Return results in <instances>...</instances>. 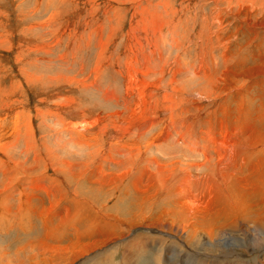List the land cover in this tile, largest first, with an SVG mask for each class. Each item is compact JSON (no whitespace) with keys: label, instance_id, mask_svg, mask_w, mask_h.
<instances>
[{"label":"rangeland","instance_id":"374dc122","mask_svg":"<svg viewBox=\"0 0 264 264\" xmlns=\"http://www.w3.org/2000/svg\"><path fill=\"white\" fill-rule=\"evenodd\" d=\"M123 1H127V3H123L122 0H0V149L2 148L0 150V164L3 163L0 165V179L2 177V180L7 183V190L2 191L5 183L1 184L0 182V199L6 195L11 196V194L12 197L18 196L21 193L20 189L21 191L23 189L33 195L32 203H34L36 207L48 208L51 200L48 194L50 195L52 193V195H54V192H56L59 196L65 195L70 197L73 195L81 197L82 193V196H84L86 192L89 191V188L87 186L83 188L80 185L81 187L79 186L74 189L72 182H66L63 177L65 175L57 169L60 167L62 160H75V162L78 163L76 167L78 169H81V164L83 163V165L87 164L89 169H94L100 162L102 169L105 172H110L111 166L109 163H101L103 157L106 156L105 154L101 158L100 154L93 157V152L106 143L105 139L100 141V133L98 132L103 126L97 128V130L93 132V140L90 144L94 143L96 145L95 149L92 146L78 145L69 139L72 138L69 132H66L68 137L63 135L65 127L58 123L59 119L54 117L53 109L55 107L57 108L59 104H66L67 99H76L77 101H75L74 107L83 104V111L87 114H96L101 110V112H104L110 119L118 115L115 111H119V108L114 101L110 106L106 105L104 108H100L101 102L99 95H93L96 98L89 96L90 92L81 89V87H77L74 83L72 84L73 90L69 91L68 88L62 85V78H75V81L88 78L89 81L96 75L95 71L104 70L106 72L103 75L101 74L102 81L98 82V84L103 86L107 85V82L114 84L115 81L113 77H111V72H114L117 67H106V63H108L106 60H109V63H111L112 57L114 60L117 58L120 60L125 59L126 56L124 55L123 46L127 41L130 42L125 36H127L129 30L132 13L136 10L135 8H137L135 6L139 5V8L146 6L150 13L151 10L153 13V9H157L160 15L164 14L173 17L171 24L174 28L173 33L168 32L167 27H165L161 33L167 41L164 42L157 34L150 35L159 45L157 50L159 53L163 48H166L165 55L169 53L170 57H174L177 53V45H182L183 47L180 46L181 48L179 51L182 56L186 55V57H188L198 52L197 47L200 49L202 48V51H206L207 53L200 54L199 52L198 55L208 56L207 66L210 73H212L215 68L213 58H217L224 49H227L226 47H228L226 52L228 55H231L237 49L246 52V56L249 57L247 59L253 60V63L249 64V66H257L259 61L264 60V0H138L133 3L128 0ZM158 2L162 4L156 8ZM163 3L165 4L163 5ZM146 14L148 16L150 15L148 12H146ZM119 15L121 19L118 21L116 16L119 17ZM123 17L124 24L121 23ZM109 26H111L110 29L108 28ZM201 31L202 33H200ZM69 33L72 36L68 40L65 36ZM171 35L176 37V39L171 38ZM228 35H230V37H228ZM99 38L103 40L104 44L102 43L100 45L96 42ZM228 38L230 39L227 40ZM57 41L58 43H56ZM221 41L225 47L222 46ZM223 41L226 43L224 42V44ZM89 45L92 47L90 48ZM104 46L106 49L104 48L102 57L105 60L102 66L97 63V61L102 51L100 47L103 48ZM48 49H50V51ZM63 54L75 60L70 62V59L67 58L64 63ZM72 54H74V57H72ZM129 54L130 53H128V55ZM58 55H62L63 59L59 58ZM56 57L59 59H56ZM247 59L245 61H247ZM127 60L128 58L123 64L129 78ZM188 61H191V58H189ZM188 61L186 60V62H183V65L185 66ZM60 62H62V64ZM255 63L258 64L255 65ZM80 64L85 65V72L82 75H77ZM67 67L69 70H67ZM102 67L103 69H101ZM139 67L141 66L139 65ZM221 69L224 71L225 66H222ZM232 69L236 70L237 73L240 72L241 76L228 75L223 78V80L227 82V86H229V98L231 97V99L233 98L235 101L244 100L251 91V81H260L264 78V75L259 76L257 79L252 77L246 80V78H242L244 69L241 67V63L232 65ZM156 71L157 68L155 69V72ZM253 72L254 71H252L250 75H253ZM201 74L202 72L192 79L191 76L186 75L183 71L176 74L175 78L178 87H183L189 92L200 88L202 83ZM157 76L158 75L147 80L153 81L152 79ZM169 76L168 74L166 82ZM222 76L223 75H221V77ZM53 77H56L59 83H52L51 80H49ZM132 80L138 84L137 77L133 76ZM239 80H245L248 82V86H245L243 90L240 89ZM47 81L51 84H48ZM178 81L181 82L179 83ZM216 81L217 80H212V83H214L209 91V93H212V97L206 99L207 101H203L202 97L195 93V96H198L196 98L200 101L201 109L199 111H191L182 121L178 122L177 131L184 132V124H192L194 131H197L201 125L205 127V125L201 123V120L207 115L214 121L216 127H219L220 121H218L213 114L224 113L225 115V110L229 106L224 105L221 99L222 96L213 97V94L217 95L218 92ZM221 82L225 83L224 81ZM163 85L164 83H162V86ZM214 85L216 86L214 87ZM164 86L165 89H172L173 87L170 86L169 82L165 83ZM124 88L125 85L121 84V98L127 100L128 96L124 93ZM252 88L254 89L252 94L256 93V87L253 84ZM116 92L119 94V90ZM214 98H219L221 100H215ZM179 99L180 97L177 96L176 101L178 102ZM182 99L183 98H181V101ZM160 100L164 102V98ZM254 100V102H251L250 109L245 115L249 117L253 116L257 120L258 111L255 112L254 107H257L259 99L255 97ZM152 101L154 109L148 114L149 119L147 121V124L150 126L157 124L159 120L155 115L157 100L153 97ZM260 109L262 112H259V114L264 115V104H262ZM69 113L70 111H68V114ZM68 114L66 118L70 121ZM226 120V125L229 126H231L232 123V125L240 124L241 126L243 124L242 119L232 121ZM109 129L114 130L113 128ZM208 134H215V130L209 129ZM170 138L174 146H176L178 142H181L188 150L186 142L182 141L178 136H171ZM110 139H112L111 136ZM98 141H100L99 144ZM211 147L212 145L208 143L205 149L206 155L201 156L199 158L200 161H202L204 157L207 159L211 157ZM152 148L155 149L153 146ZM129 151L130 148H127L126 153L128 154ZM242 154L243 152H241V155ZM172 155L177 156L178 154L173 152ZM122 158L123 157H121V159ZM140 158L133 161V164L138 165L146 160L144 156ZM176 159L180 158H173L171 160L175 161ZM168 163L172 164L171 161ZM203 167L207 169L206 175L209 176L211 167L207 163ZM55 173L57 174L55 175ZM126 180L123 178L117 177L115 179L111 177L106 186L99 187V191L96 194L98 196L96 202L100 205L102 202L105 203L107 201L106 208L100 207V210L101 212L107 210L108 213L102 216L99 215L100 217L107 218L106 222L102 220L97 221L96 217H94L93 220L95 225L91 227L90 223L88 224L85 219H88L90 213H92L90 218L93 217L96 213V211H94L95 209L84 210L83 207L80 213L78 211L75 212L77 216L84 215L83 217L85 219L83 224L85 223V225L88 226L86 233L90 230L98 231L97 222H99L100 226L106 231L107 236L104 232V236L93 235L95 237L92 236L91 238L94 243L91 250L88 254H85L83 258L77 256V258L74 259V264H102L103 262L110 264H159V257L165 258V261L161 264H215L217 260L216 257L220 256H222L224 261L222 264H236L238 262V258L227 256L224 251L222 252L221 246L211 248L208 245H202L201 241L206 240V235H203V232L199 233L201 241L196 242V240L193 239L186 242L185 236L182 237L181 234H175L166 224L162 226L164 222L177 221L172 220L166 213L158 212L161 208L158 207L157 204L165 201V192H162L159 186L158 194H155L152 200L149 201H153L152 207L147 206L145 202L143 204L144 206L135 205L133 204L136 197L134 192L129 190L124 194ZM16 190L20 193H11V191L14 192ZM105 191L109 192L108 198ZM38 194V197L45 203L42 202L41 204L40 201L36 199L34 201V197ZM119 198L124 202L119 203L117 201ZM59 203L63 202L61 201ZM8 206L10 207V205ZM16 206L17 205L13 204L11 208H16ZM256 206L264 211V197L259 199ZM72 209L73 207L69 210L71 211ZM36 220L37 221H33L35 228H39L40 231L42 229L41 225L46 228L43 217L40 221L38 219ZM122 221L123 224H121ZM187 226L190 225L187 224ZM46 229L48 233L49 228ZM73 232L75 231H69V237L74 236ZM10 234L12 235L10 236ZM5 235L6 234H3V232H0V238H6V240L0 239V243L7 242L8 239ZM9 236L12 238L16 237L15 232L13 230H11V232L9 231ZM179 239L184 243H181ZM83 240H85V242L83 241L85 244L86 239ZM51 241L50 239L47 240L49 257L54 260L55 258L65 259L62 255L68 252L69 248L64 250L67 247V241ZM223 243H225V246H229V242L226 244V240H224ZM162 244H166L167 246H162ZM36 245L29 248H34L37 253V259L42 260L44 258L41 253L42 249L37 248ZM170 245L176 246L177 250L179 248L180 252L177 253L175 251V253H173L168 251L171 247ZM162 247H164V249H162ZM229 247L232 248V246ZM10 253L14 254V252ZM14 255L16 256V254ZM258 255H260V260L264 264V261H262L264 258V251ZM256 258V255L252 256L251 254H246L242 257V260L254 262ZM4 260H6V258H4ZM4 260L1 261L0 264H7V260Z\"/></svg>","mask_w":264,"mask_h":264},{"label":"bare ground","instance_id":"6f19581e","mask_svg":"<svg viewBox=\"0 0 264 264\" xmlns=\"http://www.w3.org/2000/svg\"><path fill=\"white\" fill-rule=\"evenodd\" d=\"M128 1L133 3L134 1L138 0ZM122 2L125 4L127 3V1L123 0ZM161 4L162 3L158 2L156 4V8ZM164 4L165 3H163V5ZM138 6L139 5L135 6L137 8H135L136 10L134 9L135 11L132 13L129 30L127 32V36H125L128 40H130V42L127 41L123 46L124 55L126 57L124 60H120L119 58H117L116 60L119 59L117 66H121L123 65V62H125L128 58L127 67L129 78L126 74V79L131 87L132 83L136 84L132 80V77H137L138 87H135L134 89L138 92L134 93L133 95L141 96L143 101L141 107L137 111H134L133 109L125 108L119 101H115L109 98L108 93L105 90H102L104 89L103 85L98 84V82L102 81L101 76L106 72L104 70L95 71L96 75H94L93 79L89 81L88 78L78 81H75V78H62V85L68 88L69 91H72V84L74 83V85H76L77 87H81V89L90 92L89 96L99 95L101 102L100 108H104L106 105L110 106V104L114 101L119 108V111H115V113L118 114V117L113 116L110 119L104 112H101V110L96 114H87L83 111V104L74 107L75 101H77L76 99H67L66 104H59L57 105V108L53 107L54 117H57L59 119L58 123L65 127L63 130V135L67 136L66 132H69V135H72V138L69 139L71 141H74L78 145H84L88 147L92 146L90 142H92L93 140L92 135L94 130H97V128L103 126L102 129L98 132L100 133V141L105 139L106 143L93 152V157L100 154L101 158L105 154L106 156L103 157L101 163H109V165L111 166L110 172H105L100 166V162L95 166L94 169H89L87 164L83 165L84 163H80L81 169H78L76 168L78 166V163H76L75 160H62L61 163L59 162L60 167H54L62 172L63 175H65L63 177L66 182H72V186L74 187V189L78 188L80 185L83 188L87 186L89 188V191H87L84 196H82L83 194L81 193V197L73 195H71L70 197H66L65 195L59 196L58 193L54 192V195H52V193L50 195L48 194V196L51 197L48 208H41L40 210L37 208L38 210H36L27 191L23 189L22 191L20 189L21 193L17 192V190L14 192L11 191V193H20L15 197H12V194L11 196L6 195V197L0 201V232L6 234L5 236L8 239L7 242L0 243L1 261L6 258L7 264H56V262H50L49 254L47 253V251L45 252L47 256L43 260H38L36 256L30 257L31 253L28 254V258L25 257V255H23L22 253L29 249L28 245L24 244L25 242H27V240H12L10 239V236L13 233L9 236V231L11 232V230H13L15 234H17L18 229L24 230L25 238L29 239V236L31 237L34 234L31 231L33 227H29V225H34L33 221H37L36 219L40 221L43 217L44 225L46 226V228L48 226L52 227L53 225L49 223L52 222L51 216L55 215L58 221L59 229H63L64 226L68 227V224L76 216L75 212L78 211L80 213L83 207L84 210L95 209L94 211H96L93 217L90 218L92 213H90V215L88 216V223H90L91 227L95 225V222L93 220L94 217H96L97 221L102 220L103 222H106L107 218L100 216L107 214L108 211L104 210L103 212H101L100 207L106 208L107 201H104L105 203L102 202V204L99 205L96 202V200H98V196L96 194L99 191V187L106 186L111 177L115 179L118 177L123 178L124 180L127 179L124 194H126L129 190L133 191L136 196L133 204L139 206H144L143 204L145 202L147 206L152 207L153 201H149L152 200L155 194H158L157 192L159 191L158 188L160 186L162 189L161 191L165 192V201L157 204L158 207L161 208L160 210H158V212L166 213L172 220H177L180 222L167 221L162 223V226L166 224V226L175 234H181L182 237L185 236L186 242L193 239H195L196 242L201 241L199 233L203 232V235H206V240L201 241L202 245H208L211 248L221 246L222 252L224 251L227 256L238 258V262L236 264H263L260 260V255L258 254L264 251V211L258 208L256 204L261 197H264V115L259 114V112H262L260 107L262 106V104H264V78L256 82L251 81V91L247 95V98L244 100L236 101L233 98L231 99V97L229 98V86H227L228 84L225 80H223V78L228 75L241 76L240 72L237 73L236 70L232 69V65L241 63V67L244 69L242 78H246V80H248L254 77L255 79H257L259 76L264 75V60L259 61V64L255 63V65L258 64L257 66H249V64L253 63V60L247 59L249 57L246 56V52H242L241 49H237L231 55H228L226 53L228 47H226L227 49H224V51L221 52L217 58H213L215 68L213 72L210 73V70H208L207 66L208 56L198 55L199 52L200 54L207 53L206 51H202V48L200 49L199 47H197L198 52L193 54V56L188 57H186V55L182 56L181 52L179 51V49L183 47L182 45H180L181 47L177 45V53L174 57H170L169 53L165 55L166 48H163V50L159 53L157 52L159 45L157 44L156 40H153V37L150 35L157 34L158 37H160L164 42L167 41L161 33L165 27L168 28V32L173 33L174 28L173 25H171L173 17L166 16L164 14L160 15L157 9H153V13L151 10L150 13L146 6V8H139ZM145 11L150 15L148 16ZM116 18L118 21L121 19L120 15L119 17L116 16ZM121 23L124 24V17ZM57 25L59 26L58 23ZM108 28L110 29L111 26H109ZM200 33H202V31ZM71 36L72 35H70L69 33L65 37H67V39L69 40ZM228 37H230V35H228ZM171 38L176 39V37H173V35H171ZM229 39L230 38H228L227 40ZM96 42L100 45L102 43L104 44L101 38H99ZM224 42L225 41H223V43ZM56 43H58V41ZM222 46L224 45L222 44ZM89 47L91 48L92 46L89 45ZM104 48L105 46L102 48L101 54L97 61V63L101 64L102 66L104 65L103 62L105 60L102 57ZM48 50L50 51V49ZM128 53L130 54L128 55ZM63 55L64 63L67 58L70 59V62L75 60L71 59L70 56L66 54ZM72 57H74V54H72ZM59 58H62V55H60ZM59 58L56 57V59ZM189 58H191V61H188ZM246 59L247 61H245ZM111 60L115 61L113 57ZM186 60L188 62L184 66L183 62H186ZM106 61L108 62L106 63V67L113 68L112 63H109V60ZM60 63L62 64V62ZM139 65L141 67H139ZM222 66H225L224 71H222L221 69ZM156 68L157 71L155 72ZM101 69H103V67ZM67 70H69L68 67ZM182 71L186 75L191 76V79L197 77V75L202 72L200 76L202 78L201 87L196 90H191L190 92L183 87H178L175 76ZM252 71H254L252 73L253 75H250ZM119 73L120 69L118 68L114 70V72H111V77H113L115 81L114 84L107 82V88L112 91V96L115 97H118L116 91H120L121 88V79L119 77ZM168 74L170 76L168 77L169 79L166 82V77ZM77 75L82 74H80L78 71ZM156 75L158 76L152 79L153 81L147 80ZM221 75L223 76L221 77ZM49 80H51L52 83H59L56 77L50 78ZM212 80H217L216 88L218 90L217 95L213 94V97L222 96L221 99L223 100L224 105L229 106L225 110V115L224 113L213 114V116L216 117L218 121H220L219 127H216L214 121L210 118V116L207 115L201 120V123L205 125V127L201 125V127L198 128L197 131H194L192 124H184L183 126L185 127V131H177L178 122L182 121L188 113H191V111H199L201 109L200 101L196 98L198 96H195V93L199 94L202 97L203 101H207L206 99L212 97V93H209L214 83H212ZM221 81H224L225 83ZM168 82L170 83V86H173L172 89H165L164 85ZM47 83L51 84L48 81ZM162 83H164L163 86ZM239 83L240 89L242 90L245 89V86H248V82H246L245 80H239ZM252 84L256 87V93L253 94L252 92L254 90V87L252 88ZM215 86L216 85H214V87ZM149 95L152 96V99L153 97H155L157 100L155 115L159 120L157 124L153 126L147 124V121L149 119L147 109ZM177 96L180 97L178 102L176 101ZM93 97L96 98L95 96ZM255 97L259 99L257 107H254L255 112L258 111L257 120L253 116L249 117L245 115L250 109L251 102L255 101ZM162 98H164V102L160 100ZM181 98H183L182 101ZM214 99L221 100L219 98ZM68 111H70L69 114ZM67 114L70 121L66 118ZM236 119H242V126L240 124L232 125L233 123L231 124V126L226 125L225 120L232 121ZM223 120L225 123L223 122ZM111 127L114 130H110L109 128ZM209 129H214L215 134L209 135ZM204 135L206 136V138ZM110 136L112 137V139H110ZM171 136H178L182 141L186 142V147L188 148V150L181 142H178V144L174 146L171 142ZM100 141H98V144L100 143ZM208 143L212 145V155L209 159L204 157L202 161H200L199 158L206 155L205 149ZM152 146L155 147V149H153ZM127 148H130L128 154L126 153ZM173 152H176L178 155H172ZM241 152H243L242 155ZM141 156H144L146 160L138 165H134L133 161L138 160ZM121 157L123 158L121 159ZM173 158L180 159L172 161L171 159ZM169 161H171L172 164L168 163ZM206 163L211 167L209 176L206 175L207 169L203 167ZM2 164L3 163H1L0 165ZM56 174L57 173H55V175ZM0 182L1 184L5 183V181L2 180V177L0 179ZM6 184L7 183H5L4 186L2 185L3 188L1 186V188L3 189L2 191L7 190ZM105 192L107 193L108 198L109 192ZM36 198L37 197H35V199ZM13 200H15V203L13 202ZM61 201H64L66 204L64 208H61L63 204H59V202ZM117 201L119 203L124 202L121 201V198L117 199ZM13 204L17 205V209L15 207L11 208ZM8 205H10V207ZM71 207H73V209L70 211L69 209ZM58 208H61L59 212ZM48 217L49 223L47 222ZM97 224L98 231L90 230L88 233H84L85 237L83 239H86V243H83L84 246H81L80 244L82 243H79L77 241L78 236L75 238H69L71 247L75 246V248H78L83 256L89 253L94 244L91 239L93 235L104 236L105 232L103 227L100 226L99 222H97ZM121 224H123V221L121 222ZM187 224H189L190 226H187ZM50 231L52 230L49 229V232ZM57 235H59L58 232ZM37 237H32V239L29 241L36 240ZM0 239L6 240V238ZM179 240L181 243H184L181 239ZM224 240H226V244L227 242H229L228 244L229 246H232V248L229 246H225V243H223ZM83 241L85 242V240ZM162 246L167 245L162 244ZM36 247L42 249L44 248V245L42 243L36 245ZM162 249H164V247H162ZM168 251H171L173 253H175V251L177 253L180 252L179 248L177 250L176 246H171ZM10 252H14L16 256ZM246 254H251L252 256L256 255L257 258L254 262L242 260V257ZM71 255L72 251L68 249V252L63 253L62 256L66 259L67 256ZM159 258V264L165 261V258ZM60 259L64 260L62 258ZM216 259L217 260L215 264H222V262H224L222 256L216 257ZM262 261H264V258L262 259Z\"/></svg>","mask_w":264,"mask_h":264},{"label":"crops","instance_id":"0c3cea01","mask_svg":"<svg viewBox=\"0 0 264 264\" xmlns=\"http://www.w3.org/2000/svg\"><path fill=\"white\" fill-rule=\"evenodd\" d=\"M30 195V198L32 199V197H33V195L32 194H29ZM39 196V194L38 195H36L35 197H37L36 198V200H38V201H40V203L42 204V202H44V201H42L41 200V198L40 197H38ZM6 197V196H5ZM5 197H3V198H5ZM35 197H34V201H35ZM67 197V196H66ZM3 198H1L0 199V201L3 199ZM15 200H16V198H15ZM15 200H13V202L15 203ZM52 202V201H51ZM62 202H64V201H62ZM45 203V202H44ZM59 204H63L62 205V207L61 208H64L65 207V202L64 203H59ZM33 205H34V207H35V209H37L38 207H36L35 206V204L33 203ZM61 208H58V212L61 210ZM39 210L41 209V208H38ZM37 209V210H38ZM50 217V216H49ZM49 217H48V220H47V222L49 223ZM75 218V219H74ZM73 218V220L68 224V227L67 226H64V228L63 229H59V227H58V221H57V218H56V215L55 216H51V219H52V222L51 223H49V224H51V225H53L52 227H47V228H49L50 230H52V231H48V233H46L47 232V229L46 228H44L42 225H41V228H42V231H39V228H35V226L33 225H29V227H33L32 229H31V231H32V233H34L31 237L29 236V239H27V238H25V236H24V230H20V229H18L17 230V234H15L16 235V237H11L10 239H12V240H22V241H26L27 240V242H25L24 244H26V245H28V247H32V246H34V245H39V244H42L43 243V245H44V248H42V255L44 256V258L47 256L46 255V251H47V249H46V247H47V239L49 240V239H51L52 241L51 242H61V241H67V244H66V248L64 249V250H67L68 248L72 251V255L71 256H67V258L66 259H64V260H61V259H59V258H57V259H55V261H54V259H52L51 257H49L50 258V262H56V264H74V262H75V258H77V256H79L80 258H82V257H84L83 256V254L79 251V249L78 248H75V246L74 247H71V245H70V243H69V238H75V237H77L78 236V242L79 243H82V244H80L81 246H84V244H83V242H81V241H83V238H84V235L86 234V231L88 230V226H86L85 225V223L83 224V222H84V219L85 218H83V216L82 215H76L75 217ZM78 219V220H77ZM85 220H87V222H88V219H85ZM74 221V222H73ZM79 221V222H78ZM81 221V222H80ZM80 225H79V224ZM89 224V223H88ZM71 225V226H70ZM75 225V226H74ZM85 225V226H84ZM56 228V229H55ZM78 228H79V230H78ZM36 229H37V231H38V233H37V231H36ZM84 229V230H83ZM33 230H34V232H33ZM58 230V231H57ZM60 230V231H59ZM63 230V231H62ZM70 230H73V231H75L74 232V236L73 237H69V231ZM83 230V231H82ZM53 231H55V232H53ZM59 233V235H57V232ZM64 231H66V232H64ZM36 232V233H35ZM105 233H106V231H104ZM65 233V234H64ZM67 233H68V235H67ZM85 233V234H84ZM41 234H43V235H41ZM52 234V235H51ZM39 235V236H38ZM41 235V236H40ZM38 236V237H37ZM106 236H107V233H106ZM32 237H34V238H36L37 237V241L36 240H33V241H29V240H31L32 239ZM17 238V239H16ZM19 238V239H18ZM24 239V240H23ZM26 239V240H25ZM81 239V240H80ZM39 241V242H38ZM45 244H47V245H45ZM28 251V252H27ZM27 251H25V253H23V255H25V257H29V255L28 254H30V257H32V256H37V253L35 252V249L34 248H32V250H31V248H29ZM47 253L49 254V252L47 251ZM49 256H50V254H49ZM82 256V257H81ZM43 258V259H44ZM42 259V260H43ZM69 259V260H68ZM58 261V262H57ZM65 261V262H64ZM0 262H1V259H0ZM71 262V263H70ZM102 264H110V263H102Z\"/></svg>","mask_w":264,"mask_h":264},{"label":"flooded vegetation","instance_id":"af4514ba","mask_svg":"<svg viewBox=\"0 0 264 264\" xmlns=\"http://www.w3.org/2000/svg\"><path fill=\"white\" fill-rule=\"evenodd\" d=\"M118 61H119V59L114 61L113 67H117L118 69H120V73H119V77L121 79L120 85L121 84L125 85L124 93L128 96V99L123 100L121 98V91H119L118 97L112 96V91H110L107 88V85L103 86L104 89H102V90H105L108 93L109 98H111L112 100H115V101H119L121 103V105H123L125 108L133 109L134 111H137L141 107V105L143 104L141 96H134L133 95L134 93L138 92L137 90L134 89L135 87H138V85L132 83V86L130 87V85L126 79L124 64L121 66H117ZM153 108H154V105H153V101H152V96L149 95L148 105H147L148 114L151 112V110ZM111 129H112V127H111ZM94 145L95 144L92 143V147L95 149L96 145L95 146Z\"/></svg>","mask_w":264,"mask_h":264},{"label":"trees","instance_id":"16d2710c","mask_svg":"<svg viewBox=\"0 0 264 264\" xmlns=\"http://www.w3.org/2000/svg\"><path fill=\"white\" fill-rule=\"evenodd\" d=\"M98 58H99V57H98ZM111 63H114V61H111ZM79 67H80V69H79V73H80V74H84V72H85V65L80 64ZM106 84H107V83H106Z\"/></svg>","mask_w":264,"mask_h":264}]
</instances>
